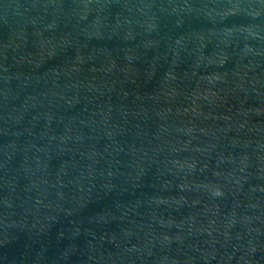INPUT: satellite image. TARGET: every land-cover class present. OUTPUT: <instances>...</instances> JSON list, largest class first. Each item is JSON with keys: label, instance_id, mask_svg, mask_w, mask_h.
<instances>
[{"label": "water", "instance_id": "water-1", "mask_svg": "<svg viewBox=\"0 0 264 264\" xmlns=\"http://www.w3.org/2000/svg\"><path fill=\"white\" fill-rule=\"evenodd\" d=\"M0 264H264V0H0Z\"/></svg>", "mask_w": 264, "mask_h": 264}]
</instances>
